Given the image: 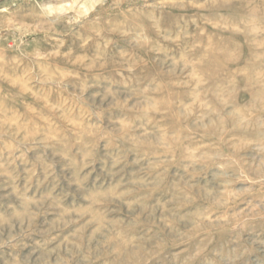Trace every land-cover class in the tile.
<instances>
[{
    "label": "rangeland",
    "instance_id": "1",
    "mask_svg": "<svg viewBox=\"0 0 264 264\" xmlns=\"http://www.w3.org/2000/svg\"><path fill=\"white\" fill-rule=\"evenodd\" d=\"M78 2L0 0V264H264V0Z\"/></svg>",
    "mask_w": 264,
    "mask_h": 264
},
{
    "label": "bare ground",
    "instance_id": "2",
    "mask_svg": "<svg viewBox=\"0 0 264 264\" xmlns=\"http://www.w3.org/2000/svg\"><path fill=\"white\" fill-rule=\"evenodd\" d=\"M79 1V3H81V5L86 9L88 7H91L93 5L94 2H97L98 0H71V2H76ZM100 1V0H99ZM47 8V12H50L51 10H53L54 8L52 6H46ZM63 8V5L59 4L56 9H58V11H60ZM82 8V7H81ZM81 8L78 11H81ZM89 11H87L86 13H88ZM51 13V12H50Z\"/></svg>",
    "mask_w": 264,
    "mask_h": 264
}]
</instances>
